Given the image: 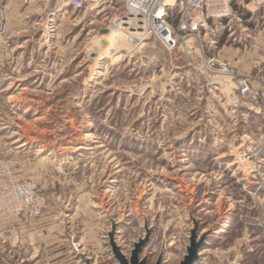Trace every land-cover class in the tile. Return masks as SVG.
<instances>
[{"label":"rangeland","instance_id":"obj_1","mask_svg":"<svg viewBox=\"0 0 264 264\" xmlns=\"http://www.w3.org/2000/svg\"><path fill=\"white\" fill-rule=\"evenodd\" d=\"M11 1L0 181L36 183L63 215L79 206V222L104 213L127 226L126 250L153 223L157 242L186 255L197 224L213 264H237L239 253L242 264H264V4L238 0L230 20L176 35L172 49L139 36L114 54L103 30L123 0L88 10ZM227 61L236 76L221 67ZM238 76L252 78L258 99L242 95Z\"/></svg>","mask_w":264,"mask_h":264},{"label":"crops","instance_id":"obj_2","mask_svg":"<svg viewBox=\"0 0 264 264\" xmlns=\"http://www.w3.org/2000/svg\"><path fill=\"white\" fill-rule=\"evenodd\" d=\"M47 198L48 207L39 216L29 217L24 213L0 214V264H82L87 261L92 264H119L113 259L107 235L110 232H105L104 229L107 221H111L112 229L117 228L116 241L121 245L119 234L123 233L127 226H118V221L106 219L107 216L104 213L93 209L91 210L94 212L89 219L79 222L75 218L79 206L68 210L63 215L62 212L54 209V193L47 195ZM234 216L236 214L230 212L225 223L226 228L232 227ZM148 229L152 230V236L143 256L148 253L155 255L153 264L160 255L164 258V264H179L181 260L178 254L180 255L182 251V255L185 256L184 251L181 250V244L173 246L172 242L168 241L163 245L156 241L160 227L153 223L146 224L143 235H146ZM205 230L206 228L202 229L200 235H203L201 233ZM143 235L140 236L143 238ZM139 239L141 238L137 237L132 240L124 253L130 252ZM210 243L211 240L208 237L207 247L200 252L202 258L197 264H213ZM184 244L189 245L187 241ZM239 244L236 243V247ZM172 246L173 252L170 250ZM176 249L180 251L177 253ZM173 255L175 258L172 257ZM234 262L235 260L230 261L231 264Z\"/></svg>","mask_w":264,"mask_h":264},{"label":"built area","instance_id":"obj_3","mask_svg":"<svg viewBox=\"0 0 264 264\" xmlns=\"http://www.w3.org/2000/svg\"><path fill=\"white\" fill-rule=\"evenodd\" d=\"M113 5L116 0H68V5L76 10H88L100 3ZM123 8L117 10L111 20V26L129 27L138 32L141 39H155L167 49L177 44L176 35L183 39L206 29L210 20H230L235 16V3L238 0H123ZM264 4V0H254ZM11 0H0V56L8 46L12 34L10 19ZM66 4V2H65ZM67 5V6H68ZM66 6V5H65ZM115 8V6L113 7ZM138 39V37H135ZM214 62V61H213ZM211 61L207 67L212 71ZM223 70L230 71L234 77V69L230 61L221 63ZM236 76V75H235ZM237 88L242 95L253 99L259 98V91L253 86L249 76H238ZM48 207V200L40 193L34 182H21L9 176L0 181V214H27L29 217L39 216ZM244 253L238 254L237 264H242ZM86 264V263H82Z\"/></svg>","mask_w":264,"mask_h":264},{"label":"water","instance_id":"obj_4","mask_svg":"<svg viewBox=\"0 0 264 264\" xmlns=\"http://www.w3.org/2000/svg\"><path fill=\"white\" fill-rule=\"evenodd\" d=\"M106 34L108 30H103ZM204 227L195 225V227L190 231L189 246L186 249V255L179 262V264H197L202 258L201 251L207 247L208 235H200ZM117 228L113 227L112 231L108 234L109 244L111 246V251L113 254V259L119 264H153L154 255L148 253L143 256L146 247L150 244L152 230L148 229L146 235L139 239L137 243L134 244L133 249L128 253H124L126 249L119 245L116 241ZM164 258L162 255L158 256L154 264H164ZM86 264H92L91 262H86Z\"/></svg>","mask_w":264,"mask_h":264},{"label":"bare ground","instance_id":"obj_5","mask_svg":"<svg viewBox=\"0 0 264 264\" xmlns=\"http://www.w3.org/2000/svg\"><path fill=\"white\" fill-rule=\"evenodd\" d=\"M128 28L129 27H126V26L125 27L116 26V25L113 26V28L111 29V32L110 33L108 32L104 36V41L105 42L108 41L105 47V52L107 51L108 53H113L115 51H118L119 49L121 50V48L123 49L122 46L124 45L125 41L127 42L130 41V43H133L134 38L139 37L137 36L139 35L137 31L134 32L133 29H128ZM114 54H116V52Z\"/></svg>","mask_w":264,"mask_h":264}]
</instances>
